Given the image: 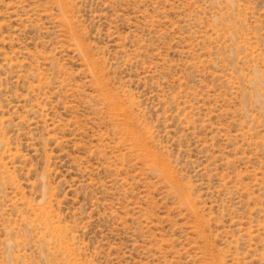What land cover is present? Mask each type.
Wrapping results in <instances>:
<instances>
[{
    "label": "rangeland",
    "instance_id": "obj_1",
    "mask_svg": "<svg viewBox=\"0 0 264 264\" xmlns=\"http://www.w3.org/2000/svg\"><path fill=\"white\" fill-rule=\"evenodd\" d=\"M0 264H264V0H0Z\"/></svg>",
    "mask_w": 264,
    "mask_h": 264
}]
</instances>
